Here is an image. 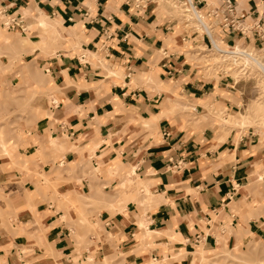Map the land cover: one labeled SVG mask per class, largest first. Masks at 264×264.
Returning a JSON list of instances; mask_svg holds the SVG:
<instances>
[{
    "label": "crops",
    "instance_id": "1",
    "mask_svg": "<svg viewBox=\"0 0 264 264\" xmlns=\"http://www.w3.org/2000/svg\"><path fill=\"white\" fill-rule=\"evenodd\" d=\"M203 1L202 8L223 2ZM236 2L246 23L264 24V0ZM0 7L23 15L27 25L24 33L7 34L37 30L26 11L58 34L54 45L29 38L41 50L23 45L13 69L21 76L0 74L2 91L22 80L24 94L36 86L41 94L34 104L28 98L27 106L8 107L20 115L11 127L25 136L9 131L15 145L0 154V264H80L89 254L117 264L164 257L192 264L193 246L213 249L217 234L233 248L250 234L264 236L263 215L242 208L264 178V140L253 132L221 135L211 117L191 120L205 112L207 98L218 100V82L194 71L178 50L185 34L172 36L157 2L136 8L134 0H5ZM29 67L39 68L40 83L34 85ZM175 94L190 101V110L176 106ZM231 205L241 207L244 221ZM81 217L101 227L99 236ZM208 218L217 220L210 229ZM147 235L151 242L142 244L137 236Z\"/></svg>",
    "mask_w": 264,
    "mask_h": 264
},
{
    "label": "rangeland",
    "instance_id": "2",
    "mask_svg": "<svg viewBox=\"0 0 264 264\" xmlns=\"http://www.w3.org/2000/svg\"><path fill=\"white\" fill-rule=\"evenodd\" d=\"M152 1L157 2L160 13L166 15L170 19L172 26L171 32L173 34L172 36H176L179 33L185 34V36H180L185 37V39L183 38L184 40H181L182 47H178V50H180V52L181 50H183V53L186 56L185 59L188 62L192 63L191 67L194 68V71L198 72V74H205V76L215 78V80L213 81L215 83L218 82L217 86L220 87H216L215 89V93L218 94V100L215 101L212 100V98H207L203 103V106L206 107L205 112L200 116H197V114L194 112L195 118H192L191 120L193 122H196L199 118L211 117L212 122L216 124L214 126V129L218 130L219 134L221 133V135H228L233 132L235 136L237 135L240 137L242 135L247 136L250 132H253L257 135V137H259L260 141L264 140V109L258 110V107L264 108V75L261 73L258 67L253 62H250L248 71L250 74L248 75L242 74L239 69L236 68H230V70L223 72L220 71L218 66V63L220 61L219 54H217V52L212 48L209 40L202 33L203 31L199 27L197 21H195V19L189 15V12L186 11L185 5L182 2L185 0H134V6L136 7V4H138L139 6L136 8H143L144 5ZM234 2L237 11L239 13H244L238 9L236 0H234ZM203 3L204 1L198 5V8L200 9L201 13L205 15V19L208 23L206 21L205 22L207 23V25H211L212 33L214 34L213 37L217 40L222 48L227 49L234 46H239L247 47L250 49L251 46L255 45L256 43L257 45L254 50L257 52L256 54H258L259 59H262L261 61H264V45L261 46L259 44L260 40L258 38H256L252 34L248 35L251 36V38H249L248 36L245 37L237 33L222 32L219 28V20L211 18V16H206V11L208 9H210L211 7H219L221 4L219 6H208L206 8H202ZM23 13L27 17L28 24L35 23V25L31 27V30H34L35 28H37V30H34L35 32L31 35L26 34V36H21L19 34H7L5 27L0 25L1 75L7 72L9 73L13 71V69L18 68L17 66L19 65V62H21V58L19 56L22 52H24V47L23 45H21V37H26L28 39L32 38L33 40H35L40 38H47L46 36H48L47 32L43 31L42 28V26L45 24H39V28L37 27L38 21L36 23L35 19L33 18L34 15L31 12L26 11ZM245 18L246 14L242 19V22L248 24L244 21ZM1 21L2 20L0 17V24ZM255 22H259L262 26H264V24H262V22L260 21ZM255 22L250 24H254ZM231 36L235 37L237 40L233 42ZM237 37L241 39L238 40ZM5 38H9L12 45L7 44ZM171 38L172 37H170L167 42L173 41V39ZM56 42L57 39L51 40V43H53V45ZM69 42H71V39L66 40L67 44ZM36 44H38V49L41 50V47H39V43L36 42ZM75 45L79 46V42H77ZM69 46L72 47V45ZM33 47L35 48L36 46L33 45ZM49 50L51 52H48V54L54 53L56 48L53 47V49ZM160 54H162V52ZM88 56L95 60L101 59V56H98L97 54L88 53ZM13 72H15V74L18 73L21 76V73H19L18 71ZM37 72H39V68L37 67H29L26 71V73L30 75L31 80L35 83L34 85H36V83H40L41 80L36 76ZM114 74L119 75V70H114ZM172 84L173 83L167 84L165 85V87ZM24 85L25 84L22 80H17L16 85H8L7 88L3 89V91L0 90V106H2V108L0 109V154H9V148L15 145V143H12L13 136L8 137L9 131L16 130L15 136L17 138H23L25 136L24 131L19 126L11 127V124H15L18 122L13 117L16 116V118H18V116L20 115H18L16 112L9 111L8 107L15 106L16 110H18V108H22V106H27L28 100L30 98L34 104L36 99H39L41 96L38 86L33 88V90H35L32 91L31 95L24 94ZM36 89H38V91H36ZM175 97L177 98V107L181 105V107L184 106L182 108H188V110H190V108L193 106L190 101L186 100L185 97L178 96L177 94H175ZM22 113L23 112H21V114ZM194 114L191 115L193 116ZM229 115L236 117L245 115L246 122L244 124L230 125L226 120ZM41 177V181H43L44 183L42 184V186H46L48 184L47 176L41 175ZM257 188L259 191L254 192V199L247 205L242 206V208L251 209L252 211H255L256 214L261 213L264 219V178L257 183ZM231 208L234 213L239 214L242 221L245 220V217L242 215V211L240 210L241 207L233 208V205H231ZM251 217H254V215L249 212L247 214V218ZM230 220V218H226V221L224 223V227L227 233L232 232ZM80 221L81 224L86 226V231L88 233H93L99 236L98 233L101 227L99 225L97 226L94 221L92 222L88 220L87 217H81ZM215 221L217 220H214L213 222L217 223ZM238 228L241 229L240 226ZM217 236L219 245L213 249L207 250L203 248L201 244L202 242L199 243L198 246H193V252L191 253L192 264H264V236L254 237L253 234H250V238L244 241V243H242L237 248L229 247L224 243L226 236L220 234H217ZM137 237L142 240V244H144L145 242H151L147 239L152 238L151 235ZM179 240L183 242L182 239ZM198 250H202L201 254H199ZM202 255L206 258L203 259ZM173 260L174 259L166 260L165 257L163 260L150 259L146 264H162L163 262L171 264ZM80 264L117 263L113 261L111 257H105L103 259L101 257H96L93 260V255L89 254L87 258L84 259V261H82Z\"/></svg>",
    "mask_w": 264,
    "mask_h": 264
},
{
    "label": "built area",
    "instance_id": "3",
    "mask_svg": "<svg viewBox=\"0 0 264 264\" xmlns=\"http://www.w3.org/2000/svg\"><path fill=\"white\" fill-rule=\"evenodd\" d=\"M5 0H0V2H3ZM185 5L186 11L189 12V15L192 16L195 21H197L199 27L203 31L202 33L207 37L209 40L212 48L219 54V70L220 71H227L230 70V68H236L239 69V71L242 74H250L249 71V64L250 62H253V55L256 56V58L259 59L257 52L254 50L256 48V45L251 46V48L247 47H239L234 46L232 48H222L219 43L214 44V42L211 41L210 34L207 31V28L205 25H203L198 18H196L192 10L200 11L198 8V5L203 2V0H185L182 1ZM139 5L136 4V7ZM236 9L234 0H223L222 4L219 7H211L206 11V16H211V18L219 20L220 29L222 32L227 33H237L242 36L247 37L249 34H252L256 38L260 40V45H264V26H262L259 22H255L254 24H245L242 22V19L244 18V13H239ZM0 17H1V24L3 27H5L6 30L9 31H19L24 33L27 31V25L25 22V18L21 14H8L5 7H0ZM201 19H205V15L201 13ZM207 22V21H206ZM208 23V22H207ZM208 28L212 32L211 25L208 24ZM214 34L212 33L211 36ZM103 51H109L108 47L104 44L100 47ZM262 60V59H259ZM254 63V62H253ZM255 64V63H254ZM256 65V64H255ZM257 66V65H256ZM258 67V66H257ZM258 69L261 71V73L264 75V72L258 67ZM169 163L171 164V167L177 168L178 164H172L171 160L169 159ZM214 222L208 218L206 220V227L207 229H210L211 224ZM232 224V223H230ZM195 242L198 243L200 239H203V234L199 233L195 236Z\"/></svg>",
    "mask_w": 264,
    "mask_h": 264
},
{
    "label": "bare ground",
    "instance_id": "4",
    "mask_svg": "<svg viewBox=\"0 0 264 264\" xmlns=\"http://www.w3.org/2000/svg\"><path fill=\"white\" fill-rule=\"evenodd\" d=\"M181 1V0H180ZM192 13H193V15L196 17V18H198L199 20H200V22L203 24V25H205L206 26V28H207V31H208V33L210 34V37H211V41L212 42H214V44L216 43V44H218V42L214 39V37L213 36H211L212 35V32H211V30L208 28V25H207V23L204 21V20H202L201 19V12H199V11H196V10H192ZM40 14V13H39ZM43 14V13H42ZM40 17V16H39ZM38 24H40V25H43V24H45V25H43L42 26V28H43V31H45V32H47V34H48V36H46L47 37V39L48 40H53V39H56L57 37H58V34H57V32H56V30H55V28H54V26H52V25H50L48 22H46L45 20H43V19H38ZM21 37V36H20ZM6 39V43L7 44H11L12 45V43H11V40H9V38H5ZM21 42H22V45H26V44H33V45H35V46H38V44H36V42H34L33 40H30V39H28V38H26V37H21ZM44 45V44H43ZM28 46V45H27ZM34 48V47H33ZM47 55V54H46ZM46 55H44V56H46ZM253 62L264 72V61H261V60H259L258 58H256V56H254L253 55ZM262 109H264L263 107H258V110H262ZM221 112H223V111H221ZM228 114V113H227ZM226 115V114H225ZM224 115V116H225ZM262 116V115H261ZM227 117V116H226ZM227 120V122L230 124V125H237V124H244L245 122H246V117H245V115H240V117H236V116H232V115H229V117L226 119ZM262 177V176H261ZM260 177V178H261ZM199 254H201V253H199ZM202 258L204 259V258H206L205 256H203L202 255ZM200 263V262H199Z\"/></svg>",
    "mask_w": 264,
    "mask_h": 264
}]
</instances>
